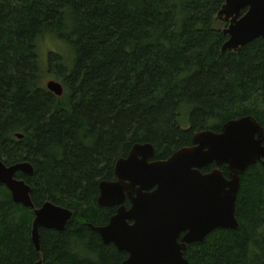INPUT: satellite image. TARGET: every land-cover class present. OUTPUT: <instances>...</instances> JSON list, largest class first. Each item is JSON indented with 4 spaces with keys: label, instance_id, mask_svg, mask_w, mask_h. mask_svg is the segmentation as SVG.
Masks as SVG:
<instances>
[{
    "label": "trees",
    "instance_id": "1",
    "mask_svg": "<svg viewBox=\"0 0 264 264\" xmlns=\"http://www.w3.org/2000/svg\"><path fill=\"white\" fill-rule=\"evenodd\" d=\"M224 1L0 0V158L31 163L33 174L16 178L30 186L34 208L49 201L73 211L62 231L39 228L37 252L33 210L0 184V264H120L127 253L90 227L116 211L97 198L117 159L149 143L165 160L197 132L245 115L264 129V39L221 52ZM47 35L73 54L69 67L48 54L61 96L41 84L38 42ZM235 217L237 230L190 244L188 262L264 264L261 163L240 178Z\"/></svg>",
    "mask_w": 264,
    "mask_h": 264
},
{
    "label": "water",
    "instance_id": "2",
    "mask_svg": "<svg viewBox=\"0 0 264 264\" xmlns=\"http://www.w3.org/2000/svg\"><path fill=\"white\" fill-rule=\"evenodd\" d=\"M216 18L226 24L221 52L237 54L245 44L264 39V0H225ZM45 87L56 96L64 91L55 80ZM256 163L264 166V129L251 115L227 121L219 132H197L190 146L165 160L155 159L153 145L136 143L116 160L115 180L99 183L98 205L116 207L115 213L106 225L90 227L105 244L127 253L120 264H190L183 255L190 244L216 229L239 228L235 203L240 178ZM211 164L209 172L201 171ZM17 172L31 176L34 169L28 161L6 165L0 158V184L15 204L33 210L31 238L40 252L39 228L62 231L73 211L49 201L34 208L30 186L16 178Z\"/></svg>",
    "mask_w": 264,
    "mask_h": 264
},
{
    "label": "rangeland",
    "instance_id": "3",
    "mask_svg": "<svg viewBox=\"0 0 264 264\" xmlns=\"http://www.w3.org/2000/svg\"><path fill=\"white\" fill-rule=\"evenodd\" d=\"M226 25H224L223 22L218 20L217 27L225 28ZM54 51L61 55L63 61L66 63V65L69 67L72 64V58L73 54L69 47L62 43L61 41L57 40L54 37L51 36H44L39 42H38V54L40 59V65L41 69L43 70V77L41 79L42 86L45 87L47 81L49 80H55L60 82L58 80V76L56 74V70L52 66H48V54L49 52Z\"/></svg>",
    "mask_w": 264,
    "mask_h": 264
},
{
    "label": "flooded vegetation",
    "instance_id": "4",
    "mask_svg": "<svg viewBox=\"0 0 264 264\" xmlns=\"http://www.w3.org/2000/svg\"><path fill=\"white\" fill-rule=\"evenodd\" d=\"M212 165V164H211ZM211 165H209V166H207V167H205V168H203L201 171L203 172V173H206V172H209L211 169H210V166ZM213 166V165H212ZM115 180V179H114Z\"/></svg>",
    "mask_w": 264,
    "mask_h": 264
},
{
    "label": "bare ground",
    "instance_id": "5",
    "mask_svg": "<svg viewBox=\"0 0 264 264\" xmlns=\"http://www.w3.org/2000/svg\"><path fill=\"white\" fill-rule=\"evenodd\" d=\"M62 73V72H61ZM59 75V74H58Z\"/></svg>",
    "mask_w": 264,
    "mask_h": 264
}]
</instances>
